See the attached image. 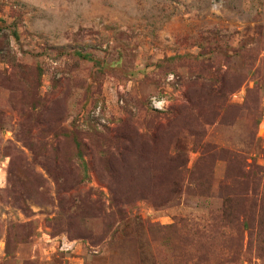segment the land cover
Segmentation results:
<instances>
[{"label":"rangeland","instance_id":"obj_1","mask_svg":"<svg viewBox=\"0 0 264 264\" xmlns=\"http://www.w3.org/2000/svg\"><path fill=\"white\" fill-rule=\"evenodd\" d=\"M0 264H264V0H0Z\"/></svg>","mask_w":264,"mask_h":264}]
</instances>
